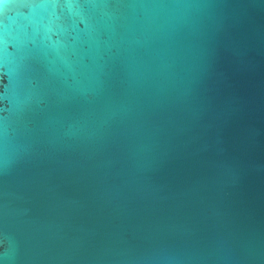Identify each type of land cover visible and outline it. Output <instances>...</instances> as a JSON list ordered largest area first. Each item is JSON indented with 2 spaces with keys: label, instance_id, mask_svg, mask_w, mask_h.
I'll list each match as a JSON object with an SVG mask.
<instances>
[{
  "label": "water",
  "instance_id": "95a60500",
  "mask_svg": "<svg viewBox=\"0 0 264 264\" xmlns=\"http://www.w3.org/2000/svg\"><path fill=\"white\" fill-rule=\"evenodd\" d=\"M0 264H264V0H0Z\"/></svg>",
  "mask_w": 264,
  "mask_h": 264
}]
</instances>
